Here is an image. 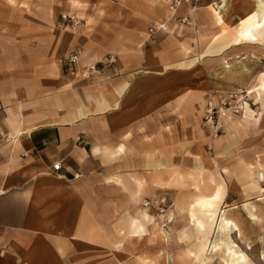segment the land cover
<instances>
[{
  "label": "crops",
  "instance_id": "crops-1",
  "mask_svg": "<svg viewBox=\"0 0 264 264\" xmlns=\"http://www.w3.org/2000/svg\"><path fill=\"white\" fill-rule=\"evenodd\" d=\"M74 2L0 7V264H173L196 234L189 213L185 221V202L152 201L185 183L191 160L185 153L195 156L192 172L201 173L203 152L185 142L191 82L204 93V79L220 76L228 64L235 73L244 65L245 84H252L264 71V45L208 52L221 31L213 6L171 7L159 18L151 0H127L117 9L92 7L85 16L72 9ZM61 12L84 15L85 25L76 32L64 21L57 26ZM201 34L208 35L202 42ZM78 45L82 54L69 63ZM193 62L197 68L187 74L179 66ZM92 65L99 73L86 70ZM220 142L219 158L229 148ZM212 173L222 174L216 166ZM129 175L147 181L138 201L135 185L124 190L109 180ZM144 210L164 229L165 241H148L153 225L146 220L144 239L132 234L131 220H142Z\"/></svg>",
  "mask_w": 264,
  "mask_h": 264
},
{
  "label": "rangeland",
  "instance_id": "rangeland-1",
  "mask_svg": "<svg viewBox=\"0 0 264 264\" xmlns=\"http://www.w3.org/2000/svg\"><path fill=\"white\" fill-rule=\"evenodd\" d=\"M78 1V7L72 6V9L75 10V8H78L77 12L81 9L84 13H87L85 14L87 16L89 10L92 12V7L98 10V7L102 9L106 5L112 7V9H117L120 7V4H125L124 1L127 0ZM128 1L132 2L133 0ZM142 1L147 2V0ZM65 2H70V0H0V7L11 6L15 9L22 7L33 10L37 7L47 9L49 6L54 5L61 8L63 6L65 7ZM185 5L190 8L192 7L193 10L200 7L210 8V6L219 5L228 29L233 31L238 23L240 10L251 11L256 5V0H226L225 2L223 0H173L171 7L175 11L179 8H185ZM60 14V18L58 17L59 21L56 22L57 26L60 21H64L66 22V26L70 24L69 29L76 32L80 26L85 25L86 20L81 18L83 16L77 15L75 12H61ZM64 16H68V18L66 19ZM189 16L185 15V25L190 22ZM178 17L177 21L183 23L180 20L183 17L179 15ZM15 18L21 19L22 17L17 15ZM131 18L132 16L130 15L128 23L133 22ZM74 19H77L79 23H75ZM154 24L156 25V22ZM66 26H61V28H68ZM260 47L264 50V46ZM213 66L214 64L209 62L207 69L211 71ZM241 71H244V65L240 71L235 73L233 66L230 69V65L224 64L220 76L219 72H217L215 75L216 78L209 75L204 79L206 80V90L204 93L200 92L201 86H198L196 82H191L194 85V89L191 90L193 94L190 95V110L187 116L192 122L185 130V142L189 149L194 147V145L201 149L200 152H203V155L200 159V165L203 169H200L201 173L199 174L193 173L192 169L195 166H192L195 163L193 160L195 156L188 155V152L185 153V156L191 159L185 162L186 167H188L185 168L187 171L185 174V183L176 182L173 192L158 194V198L152 202H166L167 204L168 202H185L186 221L188 214L187 204L188 202H192L198 193L196 184L205 193L210 192L214 184L212 181L213 177L222 179L226 191L224 204L231 206V209L227 211V215L234 219L242 229V237L239 239V243L241 242V246L246 250L255 264H264V191L261 192L259 186L251 183L249 172L237 159L238 155L249 157L255 153H260L262 162L264 163V107L253 97L248 96L246 91L252 81L246 85L244 81L245 72ZM232 73H235L236 78L232 77ZM240 85H245V87ZM230 94H234V96L232 100L228 97V103L226 104L223 102V95ZM242 102L245 104L243 108H240L239 105ZM246 103L249 104L256 114L259 113L261 116L259 115L257 119L246 116ZM211 106L215 110L214 122H209L206 118L208 115L207 110ZM222 106L226 108V115L221 113ZM194 123L196 124L195 127L193 126ZM219 123L221 125L220 128L218 126ZM220 139V144L223 145V151L229 147L226 149L227 153L223 154L221 158L217 157V142ZM215 158L218 160L217 162H215ZM215 166L222 174L215 176L212 173L213 167ZM225 167L229 169L228 172H224ZM259 184L264 188V180L260 181ZM260 196H263V199L258 200ZM142 202L146 206L145 202L151 201L143 200ZM245 203L248 204L246 205ZM250 212L255 214V219L251 220L249 217L247 219L246 216ZM178 226L175 225L174 228ZM221 256L222 254L213 256L209 263L213 264L214 261L218 264Z\"/></svg>",
  "mask_w": 264,
  "mask_h": 264
},
{
  "label": "bare ground",
  "instance_id": "bare-ground-1",
  "mask_svg": "<svg viewBox=\"0 0 264 264\" xmlns=\"http://www.w3.org/2000/svg\"><path fill=\"white\" fill-rule=\"evenodd\" d=\"M173 0H151L152 5H156L157 15L159 18L165 16L171 8ZM226 0H223L225 2ZM74 5H79L74 2ZM224 6V5H223ZM213 20L221 31L217 35H212L210 41L214 44L208 52L213 54H220L232 46L242 44H262L264 45V0H256V5L251 11L240 10V18L236 28L231 31L228 29L223 14L220 11V6L212 7ZM84 16V15H83ZM88 19V21H90ZM208 35L201 34L200 41L206 40ZM228 40L226 43H223ZM223 43V44H222ZM222 44V46H221ZM215 48V49H214ZM188 49V48H187ZM189 50V49H188ZM190 53V52H189ZM193 63H180L179 66L185 68V73L189 72L192 67L197 68ZM194 68V69H195ZM247 94L253 97L257 102L261 103L264 107V71L258 72L255 82L247 89ZM245 115L257 119L260 115L246 103ZM261 116V115H260ZM241 161L245 169L249 172L251 183L259 186L260 191L263 192L264 188L260 186L259 182L264 180V164L260 153H256L252 158ZM224 169V172H228ZM110 181L116 182L124 190H127L130 185H135L137 191L133 197L134 201H138L142 196V190L146 185V179L134 175H129L127 178L123 176L110 177ZM203 180V179H202ZM201 182L203 183V181ZM176 181H180V176ZM197 194L188 206V213L193 230L196 234V239L190 249L184 254L173 255V264L180 262L187 263L189 260L195 264H206L210 262L216 254H222L219 264H255L249 257L246 250L239 243L242 237V229L240 225L233 219L227 217L226 212L231 207L224 204L225 199V186L224 181L219 179L211 194H205L201 188L196 184ZM258 199H263L260 196ZM223 202V203H222ZM246 205L248 203H245ZM255 219L253 212L249 213ZM141 219L133 218L131 226L133 228L132 234L138 236V240H143L147 232L144 220L152 223V232L148 236V241L154 243L156 241L167 238L164 229L159 225L155 218L147 211L141 212ZM211 254V255H210ZM147 261L146 258H142Z\"/></svg>",
  "mask_w": 264,
  "mask_h": 264
},
{
  "label": "built area",
  "instance_id": "built-area-1",
  "mask_svg": "<svg viewBox=\"0 0 264 264\" xmlns=\"http://www.w3.org/2000/svg\"><path fill=\"white\" fill-rule=\"evenodd\" d=\"M66 19L68 18V16H64ZM74 21H75V23H79V21L77 20V19H74ZM82 54V49L80 48V47H76L75 49H74V51L70 54V56H69V58H68V62L69 63H76L77 61H78V59H79V56ZM115 61H116V58L114 57V56H110L109 57V59H108V63L109 64H113V63H115ZM87 71H89V72H91V73H99V70H98V67L97 66H95V65H92V66H90V67H88L87 69H86ZM233 96H234V94H230V95H223V102H225L226 104L228 103V97L229 98H231V100H232V98H233ZM241 101V100H240ZM245 103H241L240 105H239V107L240 108H243V105H244ZM214 113H215V110H214V108L211 106L208 110H207V119L209 120V122H214ZM221 113H223V115H226V113H227V111H226V108L224 107V106H222L221 107ZM218 126H219V128L221 127V125H220V123L218 124ZM218 127H217V129H219ZM61 167V164L60 163H55L54 164V166H53V168L55 169V170H58L59 168ZM149 203L147 202V203H145V205H148Z\"/></svg>",
  "mask_w": 264,
  "mask_h": 264
}]
</instances>
